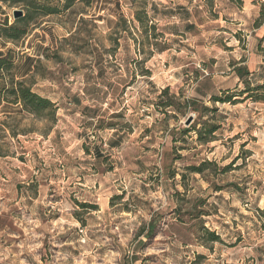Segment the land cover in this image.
I'll list each match as a JSON object with an SVG mask.
<instances>
[{"label": "rangeland", "instance_id": "1", "mask_svg": "<svg viewBox=\"0 0 264 264\" xmlns=\"http://www.w3.org/2000/svg\"><path fill=\"white\" fill-rule=\"evenodd\" d=\"M105 2L0 41L57 107L54 124L0 109V264H264V0ZM204 123L212 143L181 133Z\"/></svg>", "mask_w": 264, "mask_h": 264}, {"label": "trees", "instance_id": "2", "mask_svg": "<svg viewBox=\"0 0 264 264\" xmlns=\"http://www.w3.org/2000/svg\"><path fill=\"white\" fill-rule=\"evenodd\" d=\"M98 1L99 0H0V7L1 5H4L7 8H19V11H22V16L13 19L11 24L8 23L7 17L0 19V41H2L4 44L10 43L17 45L18 43L23 42L29 36L31 29L37 26L38 20L51 16L63 15L65 12L72 9L76 3H82L87 7H93L94 5L96 6L98 4ZM105 1V5H109L110 3L115 7H118L117 0ZM129 1L132 3L139 0ZM0 14L3 13L0 12ZM115 16L118 17L117 19L122 21L124 24V29H126V21L124 18L118 14H115ZM133 18L141 29L140 31L142 39L149 47H152L153 44H150V40H156V34H154L155 26L149 24L150 21L147 19L145 8L133 12ZM115 24H117V22ZM162 51L164 50H161V52ZM24 62L26 63L24 69L19 73V69L16 67L11 51H0V109L6 110L8 107L17 108L20 114L31 117L35 120L54 124L56 122L57 107L48 98L42 97L32 90V87L26 79L33 73V60L32 58L27 57L25 58ZM235 72L238 79L242 83L244 75H249L251 73L247 68H237ZM260 88L261 87H257L258 90ZM246 91H250L247 85L245 90L233 93L231 95L227 94V96L223 98L212 95L210 96L209 101L214 105L230 103L234 98L244 95ZM165 92H167V88L164 89L161 94L163 95ZM187 103L192 112L198 113L196 104L198 102L191 100ZM164 105L167 109L176 107V104L172 100L164 102ZM84 109L85 108H83V110ZM206 109L207 108L203 107V110ZM211 110L214 111L213 109ZM114 113L115 114L111 115H116V112ZM83 114L86 115V111H84ZM175 116L177 117V115ZM94 119L99 120V115L95 113L94 115L87 117V120L89 121ZM219 129L220 126L218 125L204 123L201 129L195 130L193 127H187L184 130H181V133L186 134L192 130L196 135V141L205 145L216 140L215 135ZM172 141H174V139H172ZM206 165L207 162H202L198 166L192 167V172L201 175L204 172ZM262 212L263 211H260V213ZM152 229L153 224L150 221L148 230L152 231ZM200 231L209 235V241L214 243L219 241V236H217L214 232H208V230L205 229L203 225L197 226L196 235ZM197 257L198 259L203 258V256Z\"/></svg>", "mask_w": 264, "mask_h": 264}, {"label": "water", "instance_id": "3", "mask_svg": "<svg viewBox=\"0 0 264 264\" xmlns=\"http://www.w3.org/2000/svg\"><path fill=\"white\" fill-rule=\"evenodd\" d=\"M12 16H13V19L21 17L22 16V11L14 10L13 13H12ZM190 121H191L190 118H188V120L186 121V124L188 125L190 123Z\"/></svg>", "mask_w": 264, "mask_h": 264}, {"label": "crops", "instance_id": "4", "mask_svg": "<svg viewBox=\"0 0 264 264\" xmlns=\"http://www.w3.org/2000/svg\"><path fill=\"white\" fill-rule=\"evenodd\" d=\"M117 113V112H116Z\"/></svg>", "mask_w": 264, "mask_h": 264}]
</instances>
